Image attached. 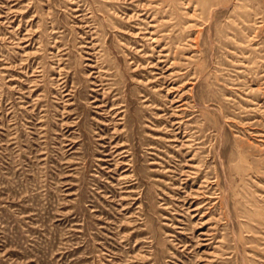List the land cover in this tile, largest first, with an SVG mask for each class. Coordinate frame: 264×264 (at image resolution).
Returning a JSON list of instances; mask_svg holds the SVG:
<instances>
[{
  "label": "rangeland",
  "instance_id": "374dc122",
  "mask_svg": "<svg viewBox=\"0 0 264 264\" xmlns=\"http://www.w3.org/2000/svg\"><path fill=\"white\" fill-rule=\"evenodd\" d=\"M0 264H264V0H0Z\"/></svg>",
  "mask_w": 264,
  "mask_h": 264
}]
</instances>
